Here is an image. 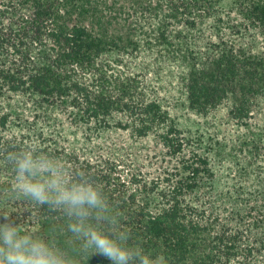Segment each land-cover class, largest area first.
<instances>
[{"label":"trees","instance_id":"16d2710c","mask_svg":"<svg viewBox=\"0 0 264 264\" xmlns=\"http://www.w3.org/2000/svg\"><path fill=\"white\" fill-rule=\"evenodd\" d=\"M173 84L195 128L166 108ZM119 132L188 175L88 150ZM25 147L91 178L151 256L264 264V0H0V217L74 253L61 212L12 195L5 155Z\"/></svg>","mask_w":264,"mask_h":264},{"label":"clouds","instance_id":"9594fccd","mask_svg":"<svg viewBox=\"0 0 264 264\" xmlns=\"http://www.w3.org/2000/svg\"><path fill=\"white\" fill-rule=\"evenodd\" d=\"M5 159L13 172L12 195L63 214L65 229L78 244L74 253L51 240L21 230L10 217H0V264H78L79 254L93 253L108 264H168L130 244L120 230L104 193L84 173L67 168L34 147L9 149Z\"/></svg>","mask_w":264,"mask_h":264},{"label":"rangeland","instance_id":"374dc122","mask_svg":"<svg viewBox=\"0 0 264 264\" xmlns=\"http://www.w3.org/2000/svg\"><path fill=\"white\" fill-rule=\"evenodd\" d=\"M166 87V92L161 91V97L165 99L166 108L169 110L171 117L176 121L180 122L184 129L195 128V124L199 121V117L189 113L184 105V99L182 97L181 90L178 86ZM159 86V84H158ZM189 120V121H188ZM66 135L72 140L76 138L75 143L81 139L83 135V129H71L69 127L66 130ZM88 150L95 148V145H101L105 150H108L114 153L116 156H123L127 159L129 163L133 162L139 169L144 167V170L148 173H154L153 176L157 175L161 171L164 172L165 169H169V173L173 175H188L182 170V167L179 170H174L176 160L166 161L162 163L161 158H156L158 151L157 145L153 139H148L147 141H137L129 133L119 132V133H110L107 134L104 138L94 140V144L91 145L87 143ZM172 168V169H171ZM172 170V171H171ZM179 171V172H178ZM231 177L235 176V170L230 172ZM226 175V174H225ZM255 178V177H254ZM248 185H257V183H252V181L247 182Z\"/></svg>","mask_w":264,"mask_h":264}]
</instances>
